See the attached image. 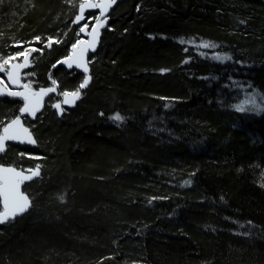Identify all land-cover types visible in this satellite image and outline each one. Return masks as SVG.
<instances>
[{"label": "trees", "instance_id": "16d2710c", "mask_svg": "<svg viewBox=\"0 0 264 264\" xmlns=\"http://www.w3.org/2000/svg\"><path fill=\"white\" fill-rule=\"evenodd\" d=\"M80 2L0 0V58L36 48L23 81L58 87L23 118L36 144L0 154L42 169L29 210L0 224V264H264V0L118 2L59 116L84 77L56 65L83 37ZM239 85L260 108L237 109ZM22 104L0 96V121Z\"/></svg>", "mask_w": 264, "mask_h": 264}, {"label": "snow or ice", "instance_id": "6c2138e0", "mask_svg": "<svg viewBox=\"0 0 264 264\" xmlns=\"http://www.w3.org/2000/svg\"><path fill=\"white\" fill-rule=\"evenodd\" d=\"M71 2V0H70ZM116 0H82L78 5L79 14L75 17L72 23L80 25L79 32L84 33L88 30L89 24L87 20L95 19L96 24L92 27L91 37L92 40L88 44H84L83 41L78 40L77 43L72 45V55L63 61L66 63L69 68L75 64L77 67L83 68L84 72H88L87 63L84 61V54L89 50H95V42L99 33V29L104 27L106 22V12ZM99 10V14L95 17L89 16L85 18L86 10ZM81 21H85L81 24ZM35 41L41 42L42 38L37 36L34 38ZM59 43V41H53L52 37L47 38V47H51L53 43ZM16 46H19L17 44ZM214 45L205 44L204 47H212ZM38 51L36 48L26 49L25 51H19L14 56H9L7 58H0V72L7 73V79L13 84L16 85L19 89L22 90H9L8 85L4 84L3 88H0V96L7 95L9 97H20L23 100V107L19 108L21 114H29L35 117L36 112L39 111L41 107L42 98L50 92H55L56 88H41L40 91L32 90L31 83H20V70L29 65V57L31 52ZM19 57H23V63H12ZM230 59V57H228ZM60 63V62H58ZM55 67V65H54ZM91 77L86 76L83 82L79 87L72 92H62L61 95L64 97L62 104H74L76 100L80 99L81 90L87 87ZM3 83V81H0ZM53 85L56 84V81H52ZM61 103L53 105L56 109L60 110L61 113L64 111ZM237 109L239 111H245L243 105H238ZM103 115V113H101ZM114 121H123L119 113L110 117ZM0 124H3L2 133H0V154L6 151V141H20L27 142L29 144H35L36 141L32 139L31 133L28 128H25L21 122V117L17 115L14 119H11L10 122L4 123L0 121ZM23 155V154H22ZM29 174H25V173ZM40 176V166L36 165L35 169H26V170H17L12 166H4L3 163H0V224L8 223L15 220L18 216L26 213L31 204L27 195L21 191V185L26 181H31L35 177ZM63 200V196L60 197Z\"/></svg>", "mask_w": 264, "mask_h": 264}, {"label": "water", "instance_id": "95a60500", "mask_svg": "<svg viewBox=\"0 0 264 264\" xmlns=\"http://www.w3.org/2000/svg\"><path fill=\"white\" fill-rule=\"evenodd\" d=\"M120 1H122V0H116V2L112 5V7L109 8V9L107 10V12H106V17H107V19H106V22H105V24H104V27H102V28L99 29V33H98V36H97V38H96V42H95V50L93 51L92 49H89V50L84 54V61L87 63L88 72L85 73L84 70H83V68H81V67H77L75 64H73V66H72L71 68H69L68 65H67L66 63H63V61H65L66 59H68V58L72 55V47H71V49H70L69 54H68L66 57H64V58H62L61 60H59L58 62H60V63H57L56 65H60V66H62L63 68H65L66 70H68V71L76 70L78 73H80V74H82V75L84 76V77H83V80L85 79L86 76H90L89 56L92 55V54H94V53L97 51V49H98V47H99V44H100V41H101L102 31H103V30L106 28V26L108 25V15H109V13L111 12V10L114 8V6H115L118 2H120ZM96 2H98V0H96ZM89 12H96L97 15L99 14V10H98V9H96V10H86L85 13H84L85 18H86V14L89 13ZM78 14H79V11H78V8H77V14H76V16H77ZM76 16H75V17H76ZM75 17H74V19H75ZM74 19H73V20H74ZM84 22H85V21H81V24H83ZM95 24H96V21H94L93 25H92L90 28H88V30H87L86 32L83 33L84 37L81 38V39H79V40L83 41L85 45L88 44V43L92 40V37H91L90 33H91V30H92V27H93ZM75 25H77V24H75ZM77 26H80V25H77ZM76 43H77V42H76ZM12 63H23V58H22L20 61H13ZM30 67H31V62H30V57H29V65H28L27 67H25V68H23V69L20 70V77H21V79H20V83H21V84L24 83V82H23V78H22V77H23V73H24V71L28 70ZM4 79H5V84L8 85V89H9V90H22V89H19L16 85H13V84L7 79V73H5V75H4ZM83 80H82V82H83ZM89 82H90V81H89ZM3 85H4L3 83H0V88H3ZM87 86H88V85H87ZM52 87H55V88H56V85H51V86H41V87H39V88H37V89H34V91H37V92H38V91H40L41 88H43V89H47V88H52ZM85 88H86V87H85ZM85 88H84V89H85ZM56 89H57V88H56ZM84 89L81 90L80 99H81V96H82V91H83ZM56 91H57V90H56ZM56 91H55V92H56ZM55 92H50V93H48L47 95H45V96L42 98V100H41V107H40L39 111L36 112L35 117H33V116L29 115V114H21L20 112H19V114H18V115L21 117V122H22L23 126H24L25 128H28V129H29V132L31 133L32 139H34V140H35V137H34V135H33V132H32V130H31V128H30L28 125H26V124L24 123L22 117L27 116V118H28L30 121H34V120L37 118L38 114H40V112H42L47 97L50 96V95H52V94L55 93ZM4 96H7V95H4ZM16 98H20V97H16ZM20 99H22V98H20ZM80 99L76 100V102H75L74 104H62V101L64 100V97L61 95V99H60V101H59V102H55L53 105H55V104H57V103H61L63 109H72V108H74V107L76 106V104L79 102ZM21 107H23V104H22ZM54 108H55V107H54ZM55 109H56V108H55ZM56 110H57V113H58L59 116H61V115L63 114V112L61 113L60 110H58V109H56ZM13 119H14V118H13ZM8 122H10V120L7 121L6 123H8ZM6 123H5V124H6ZM2 130H3V127L1 128L0 133H2ZM35 141H36V140H35ZM10 143L20 144V145H35V144H29V143H27V142H23V143H22V142H20V141H6V142H5L6 146H7V144H10ZM4 166H12V165L4 164ZM12 167H14V166H12ZM15 168H16V167H15ZM16 169H17V170H22V169H20V168H16ZM25 174H29V173L26 172ZM27 182H29V181H26L25 183H27ZM25 183H24V184H25ZM24 184L21 185V191H22L25 195H27V194L23 191V186H24ZM27 196H28V195H27ZM28 198H29V197H28ZM29 201H30V204H31V200H30V198H29Z\"/></svg>", "mask_w": 264, "mask_h": 264}, {"label": "rangeland", "instance_id": "374dc122", "mask_svg": "<svg viewBox=\"0 0 264 264\" xmlns=\"http://www.w3.org/2000/svg\"><path fill=\"white\" fill-rule=\"evenodd\" d=\"M212 55H213L212 56L213 58L216 57L214 59H216L217 61H223V60L226 59L224 56L218 55L216 53H213ZM21 58L22 57H19V61L21 60ZM5 73L6 72H0V81H3V84H5V79H4ZM24 73H25V71H24ZM52 81H54V80L53 79H50L49 83L47 85H45V86H51V85H53ZM55 85H56V88H57L56 90L58 91L57 84H55ZM237 88L241 91V96H242L241 99H240V101L238 102L237 106L238 105H243L245 107V109L247 110V109H254L255 107H259V106L262 105V103H263L262 102V98L255 91L248 90L250 92H247V91H245V89H244L245 87H243V85H239V86H237ZM243 91H244V93H243ZM56 93L57 92L53 93L51 96L55 95ZM60 94H59V96H61ZM59 99H60V97L58 99H55L56 100L55 102L59 101ZM18 114H14L11 118H9V120L15 118ZM9 120H7V121H9ZM0 131H1V129H0ZM20 156L23 157L25 159L24 161H26V163L28 164V165L23 164V166H21L23 168L22 170L35 169V166L36 165H40V161L38 160V157H33V156L27 157V156H24L22 154H17L16 157H20ZM17 161L19 162V160H17ZM41 170L42 169H40V173H41ZM35 178L37 179L38 177H35Z\"/></svg>", "mask_w": 264, "mask_h": 264}, {"label": "bare ground", "instance_id": "6f19581e", "mask_svg": "<svg viewBox=\"0 0 264 264\" xmlns=\"http://www.w3.org/2000/svg\"><path fill=\"white\" fill-rule=\"evenodd\" d=\"M32 66V65H31ZM57 92V91H56ZM61 97V96H60ZM22 100V99H21ZM23 101V100H22ZM57 102H59V101H57ZM55 103V102H54ZM53 103V104H54ZM19 113V112H18ZM24 117H27V116H24ZM24 117H22V118H24ZM37 142V141H36ZM36 144V143H35ZM29 146H32V145H29ZM34 179V178H33Z\"/></svg>", "mask_w": 264, "mask_h": 264}, {"label": "flooded vegetation", "instance_id": "af4514ba", "mask_svg": "<svg viewBox=\"0 0 264 264\" xmlns=\"http://www.w3.org/2000/svg\"><path fill=\"white\" fill-rule=\"evenodd\" d=\"M23 74H24V73H23ZM50 96H51V95H50ZM50 96H48V97H50ZM48 97H47V98H48ZM45 102H46V101H45Z\"/></svg>", "mask_w": 264, "mask_h": 264}]
</instances>
